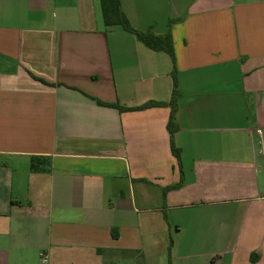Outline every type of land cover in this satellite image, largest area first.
Returning <instances> with one entry per match:
<instances>
[{
  "label": "crops",
  "instance_id": "1",
  "mask_svg": "<svg viewBox=\"0 0 264 264\" xmlns=\"http://www.w3.org/2000/svg\"><path fill=\"white\" fill-rule=\"evenodd\" d=\"M119 2L174 61L99 0H0V264H264V0Z\"/></svg>",
  "mask_w": 264,
  "mask_h": 264
},
{
  "label": "trees",
  "instance_id": "2",
  "mask_svg": "<svg viewBox=\"0 0 264 264\" xmlns=\"http://www.w3.org/2000/svg\"><path fill=\"white\" fill-rule=\"evenodd\" d=\"M99 3H100L102 18L105 26L121 25L124 29L133 32L140 40H142L151 48L156 50L166 51L170 55L172 61H174L172 40L169 32L161 35H156L149 31H142L134 28L130 24L126 15L124 14L119 0H99ZM174 72H173V79L175 80ZM163 104L165 103L161 101H148L145 104L138 106L137 108H144L148 106L163 105ZM169 104L171 105V111L167 122V129L169 131L170 138H172L173 133L177 130V124L175 123L174 120V114L176 110V104L174 101V92H173V97L169 101ZM110 105L116 106L119 109H125L124 107L118 104H110ZM171 149L175 155H178V149L172 144V140H171ZM29 166L31 171L46 170L49 169L50 167V160L48 157L34 155L31 156L30 158ZM112 234L114 236L116 235L114 229L112 230Z\"/></svg>",
  "mask_w": 264,
  "mask_h": 264
},
{
  "label": "built area",
  "instance_id": "3",
  "mask_svg": "<svg viewBox=\"0 0 264 264\" xmlns=\"http://www.w3.org/2000/svg\"><path fill=\"white\" fill-rule=\"evenodd\" d=\"M256 132L259 133L261 136L263 135L262 129H260V128L256 129Z\"/></svg>",
  "mask_w": 264,
  "mask_h": 264
}]
</instances>
